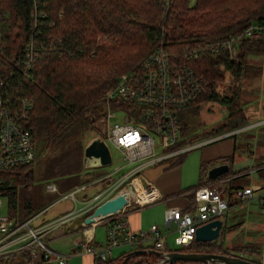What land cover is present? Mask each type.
<instances>
[{"label":"trees","instance_id":"trees-1","mask_svg":"<svg viewBox=\"0 0 264 264\" xmlns=\"http://www.w3.org/2000/svg\"><path fill=\"white\" fill-rule=\"evenodd\" d=\"M252 2L247 4L246 1L240 0H0V9L5 17L0 24L2 39L0 67L7 70V73L4 74L3 71V74L6 75V82L13 92L17 91L33 99L28 126L34 138L35 154L30 164L17 169L15 167L10 171L11 176L3 187V192L7 196L9 215L21 219L35 211L31 167L34 160L59 138L69 139L74 133L82 134L92 129L96 121L102 120L106 107L114 108L112 100L106 101V93L118 79L123 67L142 59L155 46L172 51L171 47L177 45L173 51L180 52L182 47L194 45L206 39L205 37L222 38L238 32L251 20L264 21V0ZM211 29L215 32L208 34ZM26 43H32L38 55L32 67L28 69V76L22 73V68L18 65L23 62V49ZM263 48L264 38H249L240 45L236 53L237 60L228 59L225 53L212 52L192 62L208 83L196 100L179 112L181 133L187 142L229 131L247 123L245 116L242 120L230 119L241 111L238 105L232 110L237 91L235 90L231 96L220 95L215 86L222 82V70L232 71L234 76L240 75L245 56L249 52L256 53ZM14 64L17 67H14ZM220 65L224 66L222 70L219 69ZM18 67L19 69H16ZM209 100L230 105L226 115L228 122L217 128L196 133L198 125L190 123L189 117L195 116L202 103ZM117 106L125 107V104L120 102ZM235 134L229 137L235 138ZM99 135L103 137L101 130ZM75 143L81 141L77 140ZM80 145L77 147L82 149ZM237 148L235 143L234 149ZM80 155L82 156V152ZM184 155L185 153L176 156L169 167L179 165ZM232 158L233 154H230L219 160L230 165ZM76 167L70 163L69 170L62 172V175L69 174L68 177L72 178ZM205 167H201L199 171L196 187L222 179L229 174L233 176L243 174L241 170L234 172L229 169L225 174L210 180L206 177ZM88 173L90 172H85ZM71 182L73 185L68 190L74 189L78 180ZM237 188L239 187L226 188L228 196H232V200L230 199L232 204H238L234 196V190ZM80 192L76 195L82 196L78 195ZM191 196L189 208H192L194 205L191 203L195 202L193 194ZM90 213L91 210H88L85 215ZM177 249L186 252L241 254L242 257L243 253H254L259 255L258 259L251 258L256 262H259L262 256L261 250L249 243L235 245L225 250L215 241L192 240L189 245ZM135 258L140 259L137 264H152L158 255L145 252L133 256L134 260ZM129 259L130 257L125 258L124 253L119 261L128 262ZM134 260L131 263L135 264ZM113 261L114 259L109 258L94 259V264H112ZM174 264L199 263L178 261Z\"/></svg>","mask_w":264,"mask_h":264},{"label":"built area","instance_id":"built-area-1","mask_svg":"<svg viewBox=\"0 0 264 264\" xmlns=\"http://www.w3.org/2000/svg\"><path fill=\"white\" fill-rule=\"evenodd\" d=\"M3 17L4 12L0 9V24ZM259 37L264 38V21L251 20L238 32L222 38L203 39L194 45L182 47L180 52L155 46L136 67L120 74L106 93V101L125 104V107H106L102 117L100 130L108 147L112 146L120 153L124 165H133L136 170L145 164L180 156L197 146L227 136L229 133L222 132L216 136L187 142L181 133L180 110L195 101L208 83L192 62L212 52L231 55L239 50L245 40ZM35 51L32 43L24 45L23 62L17 63L24 75L28 76V69L38 56ZM13 66L17 67L16 64ZM3 71L5 74L7 70L0 69V264H66L69 256L81 255L83 252L92 254L95 259L107 260L111 250L121 246L128 247L130 251L152 248L165 253L168 249L163 237L168 234V228L171 232H176L174 242L177 245L187 246L194 240L198 225L220 218L228 210L229 203L221 195L222 189L216 186L218 183H204L190 191L196 201L193 212L167 207L163 212L164 231L152 224L149 232H133L128 227L123 209L135 200V195L134 200L127 198L120 210L104 219L107 222L104 244L96 246L88 240H76L68 254L51 249L42 240V236L54 233L74 216L82 214L84 219L86 212L108 199L123 180L127 179L128 174H124L122 178H112L114 171H109L89 183L66 191L58 200L70 199L74 206L77 202L81 203L84 208L78 214L76 209L68 210L55 219L38 220L40 213L50 205L21 219L15 215L10 216L8 210L7 214H3L2 197L7 201L3 187L11 176L10 171L30 164L35 154L34 138L28 126L33 99L17 91L13 92ZM114 110L121 111L123 118L110 123V119L115 117ZM100 180L105 185L101 192H96L86 200H79L76 193ZM44 188L47 192L57 190L52 182L46 183ZM234 193L236 201L256 200L264 210V187L255 189L244 186L234 190ZM172 224L175 225L174 228ZM149 240L152 242L151 247L145 243ZM260 260L264 264V256Z\"/></svg>","mask_w":264,"mask_h":264},{"label":"rangeland","instance_id":"rangeland-1","mask_svg":"<svg viewBox=\"0 0 264 264\" xmlns=\"http://www.w3.org/2000/svg\"><path fill=\"white\" fill-rule=\"evenodd\" d=\"M240 1H246L247 4L253 3L252 2L253 0H240ZM214 29H211L212 31L209 32L208 34L215 32ZM208 36L212 37L210 35ZM202 37L205 36H201V38ZM176 47L177 45H173L171 47L172 51ZM236 53L237 51L233 52L231 55H227L228 59L233 58L234 60H237L238 58L236 56ZM140 59L134 62H130L128 66L123 67V70H121L119 74H122L127 70L131 69L132 66L135 65V63L140 61ZM242 61H243L242 63L243 68H241L242 70L240 72V75L238 76H234L232 71L226 69L222 70L224 67L223 65L219 66V69L222 70L221 73L223 77H222V82H218V84L215 86V89L220 95L231 96L233 95L235 90L238 93L234 101L237 104L235 103L233 104L234 106H232L233 107L232 110L236 109L237 108L236 105H238V108H240L241 111L240 113L237 114V116L235 115L233 118L230 119H232L231 121L242 120L244 116L247 117L246 118L247 123H244L242 126H240L247 128H244L239 132H236L235 134L234 139L238 147L237 149H235L236 150L235 159L237 160V164H236L237 166H241L240 162H245L244 164H248V166H250L251 161L254 160L253 158L254 156L259 157V159L261 160H264V48L263 50L257 51L256 53L249 52V54H247L244 60ZM251 65L253 68L251 67ZM113 105L117 106L119 104L116 101H113ZM228 109H230V105L228 106V104L224 105L218 101H211V100L205 101L204 103H202L198 113L195 116L189 117V121L194 125H198L199 130L196 129L195 131L196 133L211 129L213 127L217 128L223 123L228 122V119L226 118ZM113 113L115 114V117H112L110 119V123H113L114 121H121V119L123 118V113L118 110H114ZM101 128H102V124H100V121H96L92 129H89L82 134L74 133L70 135L69 136L70 141L66 137L63 139H61L62 138L61 137L57 142L51 143V146L46 150H44V152L38 154V156L36 157V159L34 160L31 166L33 169L32 195L35 204V212H38L41 209L51 204L49 207L45 208L44 212L40 213L38 220L52 219V218L55 219L57 216L61 215L62 213L68 210L74 211L76 209L77 210L76 214L79 213V210H83L84 207L79 202L76 203L77 206L75 205L76 206L75 207L70 199L58 200L66 192L65 190L72 187L73 185L71 182L72 180L75 181L78 180L76 184V187H78L99 178L102 172H107L110 170L115 172L117 170L116 169L117 166L116 167L114 166L117 164L121 163L119 168L125 166L120 158V153H118V151L114 149L112 146H109L112 154V163L107 165H96L91 167H85L83 165L82 156L80 155L81 152L83 153V147L89 141V139L99 136V131ZM193 134L195 133L193 132ZM71 138L74 139L71 140ZM77 140H80L81 143H75ZM210 144H206V145H210ZM77 145H80L82 149L78 148ZM203 146L191 149L188 152H186L185 155L183 156V160L181 163L182 168L180 170L181 172L180 182H182L181 188L184 189V191L191 190L193 187H196L198 185V165H199L198 163L200 160L199 153L204 148ZM245 148H249L252 151L248 152L245 150ZM65 154L67 155L65 156ZM247 160L250 164L247 163ZM171 161L172 160H168L162 163H158L157 165L147 167L142 172H146L145 170L147 169V172H149L151 175L152 170L149 171V169L158 168V167L162 169L168 166V164ZM70 163L77 166L76 172L72 175L73 176L72 178L68 177L69 174L62 175L63 174L62 172H67L69 170ZM131 166L133 167V165ZM84 172H90V173L83 174ZM153 173L155 174L156 172L154 171ZM258 175H259L258 172L254 174L251 173L247 177V179H249L250 181L252 179H257ZM122 177L123 175L120 176V178ZM239 181H242V179H240ZM48 182L54 183L57 190L54 192H47L44 186ZM101 182L102 180L97 181L94 184L88 186L89 188L87 189L85 188L87 192L86 193L87 196L88 195L93 196L96 192L97 193L101 192L103 187L105 186L104 183ZM128 183L129 181H126V179H124L121 185H119L118 188L115 189L109 195L108 198L112 197V195H114L120 188L125 187ZM249 184H251V186H255L256 183L249 182ZM2 201L3 204L1 207V212L3 214H7V201L4 196L2 197ZM256 203L257 202H255V200H252L249 203H247L246 209H248L249 214H246L245 221L249 222L247 225L261 224V226L262 225L264 226V218L262 217V214L260 213V208ZM68 204H70V207L65 208L64 206H67ZM60 209L63 210L59 211ZM142 209L145 210V213H149L153 218L160 217V210L157 208L156 205L154 206L146 205L145 208ZM90 210L92 212L93 209ZM56 211L59 212L55 213ZM76 222L77 220L75 219L68 220V222L65 225H63V229L67 234H63L59 236L54 241L52 242L49 241L53 236L50 237L42 236V240L47 241L46 242L47 245L48 246L50 245L51 248H53L57 252L61 254H68L72 249L71 245L74 243L77 237L80 236V234L71 233L73 229L76 230V226H74L73 224ZM96 226L97 227H95V239L98 242L99 241L102 242L106 230V225L101 223ZM174 226L175 225L172 224L173 228ZM163 228H165V224ZM248 230L249 229L246 227V223H245L241 227V229L238 230L237 235L241 237H245L247 234H249L246 233ZM167 231H168L167 234L168 248L169 249L180 248L181 246L177 245L174 242V237L176 236V232L175 231L171 232L170 228H168ZM253 232H254L253 233L254 240L259 242V238H260L259 235L262 234L263 228L262 229L255 228ZM226 241L227 240H224V242ZM255 246L256 248L261 250V253L263 252L262 246H259L258 244H256ZM121 250H123L125 253L129 252L127 247L115 248L112 250V254L110 258L111 257L115 258L118 252ZM146 253H148V251ZM243 256L245 258H249L250 256V258L258 259L259 255H256L254 253H243ZM136 259L137 258H135V260ZM119 260L120 259L113 262L112 264H116ZM132 260H134L133 255L130 256L128 262H126L127 260H123V261H119L117 264H134L131 263ZM88 261H89L88 256L83 257L81 255H76V256L72 255L71 257L67 258L66 264H90Z\"/></svg>","mask_w":264,"mask_h":264},{"label":"crops","instance_id":"crops-1","mask_svg":"<svg viewBox=\"0 0 264 264\" xmlns=\"http://www.w3.org/2000/svg\"><path fill=\"white\" fill-rule=\"evenodd\" d=\"M258 123H260V122H258ZM252 126H250V127H252ZM244 128H247V127H239V128H234V129L229 130V131H225L223 133H229L227 135L228 137L225 136V137L220 138L218 140L207 143V144L212 143L210 145H206V144H204L205 146L202 145L204 148L199 153L200 160L198 163L199 164L198 165V177H199V171H200L201 167L204 168L206 166L205 167V174L207 177V170L211 166L218 164V163H221L219 158L233 154L232 161H231L230 165L228 164L229 169H231L234 172L241 170V171H243V174H246V175L241 174L242 176H240V175L239 176H233V175L229 174L228 176H224L222 179H216L215 178L216 180L212 181L213 184L218 183V185H216V186L218 188L222 189L221 195H223V197H225L229 203L228 210L226 211V213L223 216L220 217V219L222 220V226H221L220 234H219L218 238L213 240V241H215L216 244L217 243L221 244L224 249L225 248H227V249L231 248L235 245H244L247 243L252 244V246H255L256 244H258L259 246L263 247V252L261 255L264 256V226L263 225L261 226V224L247 225L249 222H246L245 219H246V214H249V211H248V209H246V205L249 202H238V204H232L230 202V199L232 200V196L231 197L228 196V192L226 191V188L228 186H231V187L249 186V187H252L255 189L260 188V187L261 188L264 187V160H261V159H259V157L254 156L253 157L254 160L251 161L250 166H248V164H244L245 162H240L241 166L236 165L237 164V160L235 159L236 150L234 149V144L236 142H235L234 137L233 138H232V136L229 137V135L236 133V132H239L240 130H242ZM216 135H218V134H216ZM216 135H212V136H216ZM202 146H197V147H202ZM197 147H195V148H197ZM245 150L248 152L252 151L251 149L248 150L247 148H245ZM168 160H172V161L168 164V166H166L162 169L159 167L149 169V171L152 170L151 175L149 172H147V169L145 170L146 172H142L147 167L157 165L158 163H162V162H165ZM182 160H183V158H182ZM173 161H175V157H171L167 160L159 161L157 163L145 164L144 166H142L136 170H134V168L131 165H125V166L119 168L121 163L114 166V167L117 166L119 169L116 167L117 170L113 173L112 178H115V177H118V176H121L124 174H128L126 181L131 182V184L133 185V187L135 188V191H136L135 200L132 203H129L128 205H126L123 209L124 213H125V217L127 219L128 227L133 232H137L140 230L149 232L152 224H156L158 226L159 230L164 231V228H163V226H164V224H163V211L167 207H174V208H179L182 211L193 212L194 206H192V208H189L192 194L189 190L184 191V189L181 188L182 182H180V173H181L180 170L182 168L181 167L182 161L180 162L179 165H176L174 167H169L173 163ZM202 163H204L205 166ZM247 163H249L248 160H247ZM154 171L156 172L155 174L153 173ZM107 172H109V171H107ZM107 172H102L100 174V176L104 173H107ZM257 172L259 174L257 179H252L251 181L249 179H247V177L251 173L254 174ZM83 174H85V172ZM240 179H242V181H239ZM249 182L250 183L254 182L256 184H255V186H251V184H249ZM101 183H104V182L102 181ZM85 188L87 189L89 187L87 186ZM86 189L84 191H81L78 194V195L82 194V196H78L79 200H86L87 198H89V196L91 197V195L87 196ZM255 202H257L256 204L259 206L260 213L262 214V217L264 218V210L261 207V204L256 200H255ZM195 204H196V201L191 203V205H195ZM146 205H152V206L156 205L157 208L160 210V217L159 218H153L149 213H145V210L142 208H145ZM64 207L68 208V207H70V204H68L67 206H64ZM61 210H63V209H60L59 211H61ZM59 211H56L55 213H57ZM83 217H84V215L79 214V215L74 216L72 218V219L77 220V222L73 223L74 226H76V230L73 229L71 231V233L80 234V236H78L76 240H88L89 243L96 245V246L104 244L106 241V230L104 233L103 241L98 242L95 239V227H97L96 225L102 223V224L106 225V229H107V222L105 220H102V221L87 224V223H85ZM66 223H64L63 225H65ZM245 223H246V227L249 229L246 233H249V234H247L245 237L238 236L237 235L238 230H240L241 227ZM63 225L58 227L54 233H51L50 235H48L49 237L53 236L49 240L50 242L54 241L56 238H58L59 236H61L63 234H67V233H65V230L63 229ZM255 228H257V229L263 228V232H262L263 235L262 234L259 235V237H260L259 242L255 241L253 238V233H254L253 230ZM164 233H166V232H164ZM235 236H237L238 238ZM167 237H168V235L166 233V235H164V237H163V240H164L165 246L167 247V249H169L168 243H167ZM224 240H227V241L224 242ZM75 241L71 245L72 247L74 246ZM145 243L149 247L152 246L151 240L146 241ZM49 247L51 248L50 245H49ZM124 247H126V246H124ZM116 248H120V247H116ZM51 249H53V248H51ZM113 249H115V248H113ZM112 250H111L108 258L111 260L114 259L113 262L120 259L121 255L125 253L123 250H121L118 252V254L116 255L115 258H112V257L110 258L111 254H112ZM71 256H69V257H71ZM81 256H83V257L88 256L89 257L88 262L90 264H94L95 257H93L92 254L83 252L81 254ZM249 258H250V256H249ZM66 263H67V261H66Z\"/></svg>","mask_w":264,"mask_h":264},{"label":"water","instance_id":"water-1","mask_svg":"<svg viewBox=\"0 0 264 264\" xmlns=\"http://www.w3.org/2000/svg\"><path fill=\"white\" fill-rule=\"evenodd\" d=\"M101 124V121H100ZM111 152L107 143L99 135L89 139L83 147L82 163L85 167L96 165H107L111 163ZM229 170L227 163H218L211 166L207 170V179H215ZM136 195L135 188L131 183L119 189L112 197L102 201L96 205L92 212L84 218L85 223H93L107 218L109 215L120 210L126 204L127 198L134 200ZM222 226L220 218H214L208 222L200 224L196 227L194 240L197 242L213 241L218 238ZM156 253L159 260H155L152 264H174L178 261L199 264H261L260 262L253 261L249 258L242 257L241 255H234L230 253H217V252H186L178 249H171L165 253L156 251L152 248L149 249H134L125 253V258L131 255H140L145 252ZM140 259L135 260V264Z\"/></svg>","mask_w":264,"mask_h":264},{"label":"bare ground","instance_id":"bare-ground-1","mask_svg":"<svg viewBox=\"0 0 264 264\" xmlns=\"http://www.w3.org/2000/svg\"><path fill=\"white\" fill-rule=\"evenodd\" d=\"M4 19H5V17L3 18V21H4ZM1 30H2V29H1ZM1 41H2V39H1ZM34 43H35V42H34ZM35 44H36V43H35ZM35 44H34V45H35ZM36 47H37V46H36ZM17 56H18V55H17ZM16 62H17V61H16ZM13 63H14V62H13ZM16 69H19V67L16 68Z\"/></svg>","mask_w":264,"mask_h":264},{"label":"flooded vegetation","instance_id":"flooded-vegetation-1","mask_svg":"<svg viewBox=\"0 0 264 264\" xmlns=\"http://www.w3.org/2000/svg\"><path fill=\"white\" fill-rule=\"evenodd\" d=\"M109 150H110V148H109ZM110 152H111V151H110ZM111 157H112V154H111ZM111 163H112V158H111ZM53 203H54V202H53ZM53 203H52V204H53ZM50 205H51V204H50ZM169 250H171V249H168V251H169Z\"/></svg>","mask_w":264,"mask_h":264}]
</instances>
